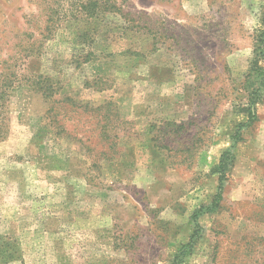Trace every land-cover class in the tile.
Masks as SVG:
<instances>
[{
  "label": "rangeland",
  "instance_id": "obj_1",
  "mask_svg": "<svg viewBox=\"0 0 264 264\" xmlns=\"http://www.w3.org/2000/svg\"><path fill=\"white\" fill-rule=\"evenodd\" d=\"M78 1L0 0V264H172L228 149L184 264H264V91L239 127L264 0Z\"/></svg>",
  "mask_w": 264,
  "mask_h": 264
},
{
  "label": "trees",
  "instance_id": "obj_2",
  "mask_svg": "<svg viewBox=\"0 0 264 264\" xmlns=\"http://www.w3.org/2000/svg\"><path fill=\"white\" fill-rule=\"evenodd\" d=\"M103 1V0H102ZM89 3H83V1H78L80 3L79 5L87 10V13L92 14H97L96 9H106V10H121L120 5H118L117 0H104V2H100V0H87ZM77 5V4H75ZM72 14V13H71ZM262 21H261V26L258 29V34L255 37V42H254V50L253 53L255 55L254 60L252 61L250 71L246 75V81H245V86L246 89L249 91L248 93V107L246 108V111L248 113V122L247 123H241L239 127L243 125H249L252 124L257 118L258 114L255 109V104L258 103L262 97H263V91H264V65H260V61L264 60V13L262 14ZM49 20V18H48ZM47 20V21H48ZM50 20H53L50 17ZM49 28V26H47ZM134 29V27H132ZM131 28V29H132ZM82 35V34H81ZM79 35V36H81ZM86 35H88L86 33ZM82 56V60L78 61L77 64L80 65L81 63L88 61L90 59V53H86ZM42 76H37L35 78L39 80H34L32 84L35 87L37 91H42V94L45 95L46 97H52L54 92H55V87H53V84H44V82L41 80ZM50 77H45V81L49 82ZM12 84V82H11ZM5 86V85H4ZM37 86V87H36ZM2 86H0L1 88ZM5 97V92L0 90V105L4 104L2 103V100ZM65 103H70L71 107H74L76 109L78 108H85L83 109V112H92L93 115L96 114L95 119H97V124H99L102 120L106 121L108 120L109 112H108V104L106 106H97V107H90L88 108L87 105H82L80 102L75 101L71 97H67ZM54 102V101H53ZM107 107V108H106ZM54 109V108H52ZM51 109V111H52ZM106 109V111L103 113L102 110ZM95 112V113H94ZM57 112L53 114V117L56 118ZM100 117V118H99ZM56 120V119H55ZM107 122H103L101 125L100 129V136L101 140H108L111 137V132L110 129L107 127ZM60 128V126L58 127ZM63 130V129H62ZM60 132L56 131L58 134ZM70 134V133H69ZM237 135H239V132H237ZM237 135L233 136V138H237ZM3 138V129L0 124V139ZM82 141L81 139H79ZM236 141V140H235ZM236 143V142H235ZM234 143V144H235ZM233 144V146H234ZM117 144L114 142L110 143L109 145V150H113ZM114 147V148H113ZM113 148V149H112ZM102 154H106L104 152H101ZM233 162V153L232 149L226 150L221 158L218 164L215 165L213 171L218 172L219 174V186H218V193L214 196L212 202L208 205H202L200 208L194 211L192 218L193 221L196 223V230L195 232L190 236L189 241L185 244L182 245L181 249L175 254L172 264H184L185 260L187 257L191 254L193 251V248L195 244L197 243L198 239V233L202 231L201 226L198 223L199 217L207 212H214L220 207V200L222 198V191H223V179L225 177V171L227 167Z\"/></svg>",
  "mask_w": 264,
  "mask_h": 264
}]
</instances>
